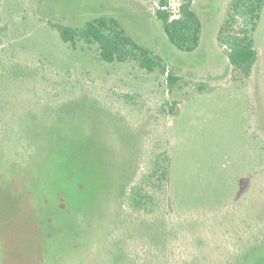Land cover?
Masks as SVG:
<instances>
[{
	"label": "rangeland",
	"instance_id": "rangeland-1",
	"mask_svg": "<svg viewBox=\"0 0 264 264\" xmlns=\"http://www.w3.org/2000/svg\"><path fill=\"white\" fill-rule=\"evenodd\" d=\"M158 1L0 0L15 56L0 71V107L16 125L0 140V264H111L112 209L142 133L148 149L166 146L176 210L264 226V6L245 77L217 39L232 0H193L202 30L192 51L169 42ZM98 16L116 18L182 85L169 91L167 73L100 61L95 45L73 49L51 26Z\"/></svg>",
	"mask_w": 264,
	"mask_h": 264
},
{
	"label": "trees",
	"instance_id": "trees-1",
	"mask_svg": "<svg viewBox=\"0 0 264 264\" xmlns=\"http://www.w3.org/2000/svg\"><path fill=\"white\" fill-rule=\"evenodd\" d=\"M167 5V0H159L154 14L169 42L182 51L194 50L200 42L202 25L193 9V0H180L176 12ZM263 6L264 0H232L218 29L217 39L226 46L230 66L245 77L250 75L257 60L253 35ZM51 26L73 49L80 42L88 47L95 45L100 61H132L141 70L167 73L169 91L182 85V78L173 68L130 37L114 17H94L81 27L61 23H51ZM6 31L0 18V71L15 59L9 52ZM122 96L126 103L133 102L132 95ZM11 123L6 110L0 107V140L7 141L15 131L16 125ZM143 134L134 141L126 160L125 176L117 189L107 249L108 262L264 264V226L253 230V220L249 223L236 214L224 218L204 213L183 214L171 206L166 146L158 142L148 149Z\"/></svg>",
	"mask_w": 264,
	"mask_h": 264
},
{
	"label": "built area",
	"instance_id": "built-area-1",
	"mask_svg": "<svg viewBox=\"0 0 264 264\" xmlns=\"http://www.w3.org/2000/svg\"><path fill=\"white\" fill-rule=\"evenodd\" d=\"M179 5V4H178ZM174 12H176L177 11V9H172Z\"/></svg>",
	"mask_w": 264,
	"mask_h": 264
}]
</instances>
